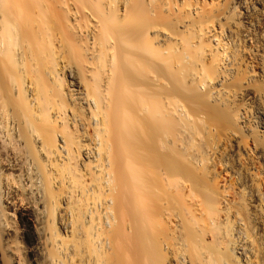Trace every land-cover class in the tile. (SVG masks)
Masks as SVG:
<instances>
[{"label": "bare ground", "instance_id": "obj_1", "mask_svg": "<svg viewBox=\"0 0 264 264\" xmlns=\"http://www.w3.org/2000/svg\"><path fill=\"white\" fill-rule=\"evenodd\" d=\"M0 264H264V0H0Z\"/></svg>", "mask_w": 264, "mask_h": 264}]
</instances>
